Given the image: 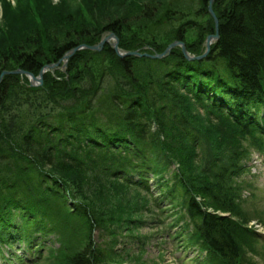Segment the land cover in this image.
Instances as JSON below:
<instances>
[{
	"label": "trees",
	"instance_id": "obj_1",
	"mask_svg": "<svg viewBox=\"0 0 264 264\" xmlns=\"http://www.w3.org/2000/svg\"><path fill=\"white\" fill-rule=\"evenodd\" d=\"M209 1L141 0L137 5L129 4L107 20L98 18L99 26L88 27L87 31L82 29L86 26L76 31L62 22L61 26L53 28L58 35L53 37L49 52L42 46L39 33L33 32L36 37L25 39L21 44L24 49L20 53L18 47L16 59L7 56L9 53H0V57L4 54L7 58L0 59V75L4 71L24 69L38 76L45 65L57 63L78 46L98 45L100 37L110 32L121 40L120 49L126 52L140 48L124 42L136 31L144 37L156 35L153 44L146 39L142 43L151 47L143 52L152 55L163 53L167 48L158 46L160 39L168 40L170 44L178 40L189 43L188 38L196 35L198 43L203 45L216 29L209 13ZM213 4L219 20L220 40L201 61L186 60L180 47L162 59L135 56L122 59L112 46L107 45L100 52L78 51L63 76L58 70L45 74V85L41 89L22 84L18 79L23 77L20 75L4 77L6 79L0 85V143L9 144L0 156L1 244L20 239L7 237L9 231H23V238L28 241L38 232L40 245L44 236L52 235L54 228L60 231L65 228L62 215L53 213V206L42 203L44 195H53L67 206L63 188L58 181L50 179V176L62 179L53 175V171L73 170L77 174L83 173V179L90 175L95 189L111 198L115 193L106 192L109 185L131 187L134 181L138 187L147 188L152 175L153 186L160 197L157 204L162 209L174 207L180 198L190 196L185 204L193 229L188 240L201 242L220 264L239 262L240 247L233 231L234 222L208 211L212 208L214 212L237 214L236 206L232 205L231 190L225 189L223 182V172L232 155L225 154L224 159L220 156V170L223 172L208 175L205 170L207 185L202 188L196 176L185 171L187 159L181 157L180 149L187 145L193 156L200 149L203 157L201 146L205 140L186 117V98L184 101L179 97L176 86L180 84L192 94L194 85L187 81L194 80L192 75L195 77L196 72L201 73L202 77L194 81L195 86H199L198 92L213 96L217 101V105L212 104L217 110L215 115L213 112L209 115L222 117L223 122L229 119L235 127L236 133L230 137L232 143L228 144L230 148L227 150L238 143L239 150L247 138L264 143V0H215ZM32 10L31 5L29 13L38 16ZM188 17V22H182ZM68 19L76 24L72 17ZM28 43L35 47L27 48ZM7 46L0 49L6 50ZM10 47L16 49L13 44ZM187 47L192 54L201 56L189 45ZM92 56L95 64L90 65ZM107 62L119 72H107V65L101 64ZM186 71L191 75H185ZM12 78L17 84L8 83L7 79ZM97 80L98 89L94 85ZM225 82L233 92L221 90ZM237 91L254 94L255 98L235 116L231 113L232 108L224 109V106L226 103L234 106ZM47 92L52 98L45 96ZM40 94L44 96L40 98ZM74 97L78 102L71 104L67 99ZM35 98L43 99L44 103L39 101L37 104ZM61 101H68V105L63 106ZM4 165L12 170L5 178ZM170 173L175 174L172 184L169 182ZM194 183L198 185L194 186ZM198 196L202 201L197 200ZM32 201L42 202H39V208H35ZM77 209L86 217L90 232H106L113 238L119 226L117 221L111 217L99 219L97 213L91 215L84 205L77 206ZM15 210L25 212L24 219L29 213L32 215L28 220L14 222L12 213ZM92 238L93 235L73 253L61 256V263L123 264V261L110 259L111 251ZM45 261L46 258L42 257L40 264Z\"/></svg>",
	"mask_w": 264,
	"mask_h": 264
},
{
	"label": "rangeland",
	"instance_id": "obj_2",
	"mask_svg": "<svg viewBox=\"0 0 264 264\" xmlns=\"http://www.w3.org/2000/svg\"><path fill=\"white\" fill-rule=\"evenodd\" d=\"M139 1L141 0H0V48L8 44L7 47L11 50H8V48L6 50L0 49V53H9L10 55L7 56L16 59L18 56V50L20 49L21 53L23 51L22 49H24V46L21 44L25 41V39L32 36L36 37L35 34L32 35L33 32L39 33L38 35L42 37V46L45 48V51L49 52L48 49L52 46L53 37L57 34L56 30H53L54 26H61L63 24L62 22H64L76 31L79 27L86 26V28L82 29L87 31L89 29L88 27L99 26V22L97 21L98 18L100 21H104V19L107 20L115 13H121V10L125 9L129 4L132 3L133 5H137ZM31 5L35 12H37L38 16H33L29 13V6ZM138 11H140V9H138ZM70 17H72V21L76 24L68 22V18ZM54 20H56L55 23L53 22ZM188 20L189 17L188 19L182 20V22L186 23ZM108 36H110V34L106 33L100 38L102 40ZM155 38L156 35L144 37V34L136 31L133 35L127 38V40H124V42H128L131 46L134 45L135 47H140L137 51L144 53L143 51L145 49L151 50V47L143 45V40L146 39L150 44H153L155 42ZM40 39L38 40L41 41ZM188 39L189 43H185V46L189 45L196 54L201 55V53L206 51V41L203 45H201V43L199 44L196 40V35H193ZM114 41L111 40V42L105 44L102 49H104L107 45L111 46V43ZM118 42L119 45L122 44L119 38ZM11 44H13L16 49L12 50L10 47ZM169 45L170 42L168 40L160 39L158 41V46L161 49H165V47H168ZM33 46L34 44H27V48ZM18 47L20 48L18 49ZM1 57L0 59H6L4 54H2ZM94 58L95 57L92 56V60L90 61L92 63L90 65L95 64ZM68 64L69 62L67 65L61 63L52 71L55 72L58 70L63 76L68 69ZM101 64L105 67L107 65L109 68V71L107 72L109 73L116 74L119 72V69H117L110 62ZM185 73V75H191L190 72L186 71ZM196 74L197 75L195 77L192 75L194 80L187 81L188 84L194 85V89L191 90L192 94H189L186 89L180 86V84L176 86V92L179 97H183L184 101L186 98L184 103V106L186 107V117L190 119L192 128H194L196 132L201 133L202 138L207 141V145H205V142L203 141L201 148L204 149L206 147L208 150L206 161L210 166H212V168H215L216 172L217 160L220 159V156L224 159L225 154H231L228 152L226 147L228 142H232L230 137H233L234 133H236L234 129L235 127H233V125L228 121L229 119L226 120V122H223L222 120L224 119L222 117L217 118L216 116L212 117L209 115L210 112H213L215 115L217 110L212 104L216 103L217 105V101L215 97L213 98V96L198 92L199 86L196 87L194 81L199 77H202V75L199 72H196ZM5 79L6 78H4V76L1 77L0 75V85L5 81ZM18 79L22 84L23 82L27 85L30 84V81L25 76L18 77ZM7 80H9L8 83L10 84L12 82L13 85L17 84L15 83V78ZM98 83V80L94 82L95 88L98 87ZM44 85L45 79L42 85L35 86V88L41 89ZM221 90L224 92L231 90L233 92L232 88L226 85V82L222 85ZM236 93L238 96H246V98L254 97V94L246 95L242 91H237ZM38 96L41 98L44 95L40 94ZM45 96H47L48 99L52 98L48 92ZM205 96L212 101L206 100ZM67 100L71 101V104L78 102L76 97L72 99L69 98ZM39 101L44 103L43 99L36 100V98L34 102L39 104ZM67 102L68 101H61V104L66 106L68 105ZM228 106L233 108L231 105L226 103L224 109ZM253 118L256 121L258 120V117ZM10 136L11 134H9V137ZM224 139H226V141H223ZM8 144L9 142L0 143V156L3 154V148H7ZM180 150L181 157L187 159V163L184 166V169H186L185 171H188L187 173H191L196 176V180L198 184H201V188L206 186L207 183L204 175H206V172L208 171L205 172L204 170L203 158L201 157V159H199L200 155L198 152L193 156L191 154L190 147L187 145ZM241 162L242 161L240 160L235 164L234 159L232 161L228 160V169L231 166L237 167L236 165L238 163L241 164ZM252 162L247 163V169L243 170L244 172L241 175L239 182L236 180L231 181V188L235 190L241 189L240 193L243 195L242 204L244 206V208H242L243 222L249 224V227H252L253 229L256 228L257 231L264 233V215L260 213L264 212V157H261L258 161L255 160L253 163ZM2 169L5 170V174L3 176L4 178L12 172L9 166L4 165ZM52 174H56L62 178L58 180L55 176H50L51 180L58 181L57 183L63 188L67 206H65L63 201H60L58 197L53 195L51 197L44 195L42 198L43 202L32 201V203L35 208H39V202L44 203V206H53V213L61 214L62 218H64L65 228L62 232L63 237H60V243L49 249L46 261L42 262V264H62L61 256H67L69 253H73L75 248L78 249L81 246H84L86 239H89L91 235H93V241H99V244L107 247L109 252L111 251L110 259L123 261V264H179L177 263L179 253L177 252L176 255H173L172 252L173 245L179 241H173L172 238L169 237L168 229L166 227V225H169L172 222L171 219L168 218V214H163V216L156 218V221L153 214L149 215L147 212L150 210L149 200L142 192H139L132 187H116L109 185L106 192L115 194L113 198L109 196L105 197L103 195L104 193L102 194L95 189L93 179L90 175L83 179V173L77 174L73 170H67L61 173L53 171ZM209 174L210 172H208V175ZM59 181H61V183ZM240 182L244 185H241ZM198 184L194 183V186H197ZM254 189L255 193H258L255 198L252 193ZM258 190L260 192H258ZM250 194L253 195L251 196ZM189 198L190 196L188 195L180 198L178 206H183L185 201ZM79 205L86 206L91 215L93 213H97L99 219H101V217L102 219H108V217H111L112 220L117 221L119 226L117 225V230L115 231L113 238L106 232H90L86 217H84L82 213L78 212L77 206ZM24 213L25 212L15 210L12 213L14 216V222H18L19 220H28L32 215L29 213V216H26L24 219ZM158 220L161 223H159ZM240 224L241 223H238L235 234L239 241L243 242L246 241L244 234L247 232L244 228L240 230ZM175 232L176 231H173L172 234ZM56 239H59V236H57ZM251 249L252 253L248 256L249 260L256 259L260 264H263L264 257L262 255V251L256 246H252ZM188 264L190 263L188 262Z\"/></svg>",
	"mask_w": 264,
	"mask_h": 264
},
{
	"label": "water",
	"instance_id": "obj_3",
	"mask_svg": "<svg viewBox=\"0 0 264 264\" xmlns=\"http://www.w3.org/2000/svg\"><path fill=\"white\" fill-rule=\"evenodd\" d=\"M213 2L214 0H210L209 4V13L211 14V16H213L214 20H215V24H216V33L214 35H211L210 37H208L207 39V42H206V52L201 55V57H193L191 56V54H189V52L185 49V44L181 41H178V42H174L172 44H170L167 49L165 50L164 53L162 54H156V55H151L149 53H145V54H142L138 51H134V52H124V51H121L120 50V47H119V42H118V39L116 38V36L114 34H110L109 37H106L104 39H102L100 41V44L97 46H78L77 48L75 49H72L70 50L69 52H67V54L64 55V57L59 61L57 62L56 64H51V65H45V67H43V70H41V72L39 73L38 76H35L33 75L31 72L29 71H26L24 69L22 70H16V71H4L2 73V77L5 76V75H12V74H15V75H25L30 81H31V86L34 87V86H38V85H42L43 81H44V76L47 72L53 70V69H56L57 66H59L61 63H64L65 65H67L68 61L74 56V54H76L78 51L80 50H91V51H97V52H100V50L104 47L105 44L114 41L112 43V46H113V49L115 51V53L118 54V56L120 58H124V57H148L150 59H156V58H164L166 57L168 54H170L172 52L173 49L177 48L178 46L181 47V49L183 50V53H184V56L187 60H201L205 57L208 56V54L210 53L211 51V46L214 42L218 41L220 38H219V26H218V19H217V16L215 15L214 13V10H213Z\"/></svg>",
	"mask_w": 264,
	"mask_h": 264
},
{
	"label": "bare ground",
	"instance_id": "obj_4",
	"mask_svg": "<svg viewBox=\"0 0 264 264\" xmlns=\"http://www.w3.org/2000/svg\"><path fill=\"white\" fill-rule=\"evenodd\" d=\"M179 41V40H178ZM177 41V42H178ZM205 45H206V43H205ZM81 46H87V45H81ZM90 46V45H89ZM88 46V47H89ZM93 46H95V45H93ZM185 49L187 50V51H189L188 50V47L187 46H185ZM85 50V49H84ZM182 50V49H181ZM183 51V50H182ZM145 53H147V52H145ZM7 59V58H6ZM5 59V60H6ZM43 70V69H42ZM41 72V71H40ZM237 101L234 103V106H233V108H232V110H231V113H232V115H235V116H237V113H240L241 111H243V109H245L247 106H248V102L249 101H251L252 99H254V97H251V98H246V96H237Z\"/></svg>",
	"mask_w": 264,
	"mask_h": 264
}]
</instances>
